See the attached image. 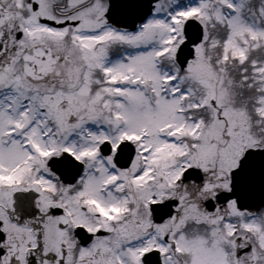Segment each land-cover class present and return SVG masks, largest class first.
I'll use <instances>...</instances> for the list:
<instances>
[{
    "label": "snow or ice",
    "instance_id": "obj_1",
    "mask_svg": "<svg viewBox=\"0 0 264 264\" xmlns=\"http://www.w3.org/2000/svg\"><path fill=\"white\" fill-rule=\"evenodd\" d=\"M0 264H264V0H0Z\"/></svg>",
    "mask_w": 264,
    "mask_h": 264
}]
</instances>
